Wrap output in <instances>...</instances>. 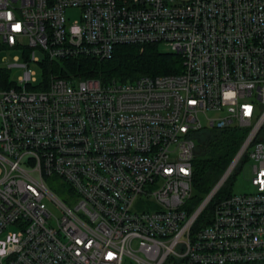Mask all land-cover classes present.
<instances>
[{
	"label": "built area",
	"instance_id": "built-area-1",
	"mask_svg": "<svg viewBox=\"0 0 264 264\" xmlns=\"http://www.w3.org/2000/svg\"><path fill=\"white\" fill-rule=\"evenodd\" d=\"M152 42L181 68L40 86L30 66ZM1 49L22 55L0 64V264H264V0H0ZM233 126L189 208L198 131ZM244 155L254 189L217 197Z\"/></svg>",
	"mask_w": 264,
	"mask_h": 264
},
{
	"label": "trees",
	"instance_id": "trees-1",
	"mask_svg": "<svg viewBox=\"0 0 264 264\" xmlns=\"http://www.w3.org/2000/svg\"><path fill=\"white\" fill-rule=\"evenodd\" d=\"M39 63L44 81L40 86L46 85V80L53 73L77 78L94 76L104 82L111 79L132 81L141 74L171 73L181 68L180 56L172 51L160 50L156 42L146 43L142 48L138 44H118L112 55L105 58L93 56L43 58ZM245 134L246 128L240 126L209 127L198 131L192 171L194 192L188 202L189 208L204 198L230 162ZM245 159L246 155L242 157V160ZM226 194L228 192L224 194L220 190L217 197ZM200 221L205 223L204 217L200 218Z\"/></svg>",
	"mask_w": 264,
	"mask_h": 264
},
{
	"label": "rangeland",
	"instance_id": "rangeland-1",
	"mask_svg": "<svg viewBox=\"0 0 264 264\" xmlns=\"http://www.w3.org/2000/svg\"><path fill=\"white\" fill-rule=\"evenodd\" d=\"M68 19L72 20L76 17H78L79 10L76 8H70L66 11ZM158 47L162 51H169V45L160 42L158 43ZM38 56L40 57V61L42 59V53L40 51H37ZM18 57V60H21L22 52L20 49H1L0 50V64H4V61L6 60H14V56ZM31 68H34L36 70V76H37V82L42 80V68L39 62H32ZM23 71L21 67H13L11 69V76L13 78H16L18 74H20ZM252 160L251 159H245L242 160L238 167L235 169V171L228 177V179L225 181V184L223 185L221 191L224 192H248L252 191L254 189V186L251 183V176H252ZM48 184L50 185H58L60 184V179L51 177L47 180ZM61 185V184H60ZM145 204L138 202L135 205V209L142 210L144 208Z\"/></svg>",
	"mask_w": 264,
	"mask_h": 264
},
{
	"label": "clouds",
	"instance_id": "clouds-1",
	"mask_svg": "<svg viewBox=\"0 0 264 264\" xmlns=\"http://www.w3.org/2000/svg\"><path fill=\"white\" fill-rule=\"evenodd\" d=\"M8 18L11 19V14L10 13L8 14ZM20 27H21V25L19 23H17L16 25H14V29L15 30H19Z\"/></svg>",
	"mask_w": 264,
	"mask_h": 264
}]
</instances>
